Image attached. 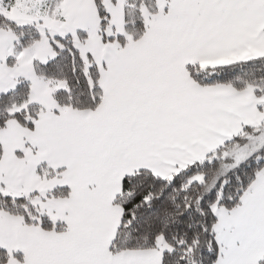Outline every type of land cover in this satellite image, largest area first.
Returning a JSON list of instances; mask_svg holds the SVG:
<instances>
[{
	"label": "snow or ice",
	"instance_id": "snow-or-ice-1",
	"mask_svg": "<svg viewBox=\"0 0 264 264\" xmlns=\"http://www.w3.org/2000/svg\"><path fill=\"white\" fill-rule=\"evenodd\" d=\"M0 264H264V0H0Z\"/></svg>",
	"mask_w": 264,
	"mask_h": 264
}]
</instances>
